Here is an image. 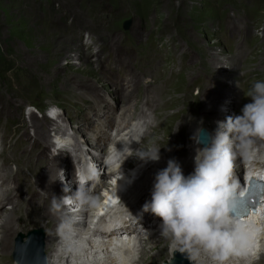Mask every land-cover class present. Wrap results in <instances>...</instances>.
<instances>
[{
    "label": "rangeland",
    "instance_id": "374dc122",
    "mask_svg": "<svg viewBox=\"0 0 264 264\" xmlns=\"http://www.w3.org/2000/svg\"><path fill=\"white\" fill-rule=\"evenodd\" d=\"M199 75L201 87L194 80ZM138 80L141 84L134 88L132 96L126 94ZM256 80H264V0H0V149L1 144L6 146L5 151H0V187L6 192L7 186L13 184L10 189H17L20 177L25 184L18 193L14 192L15 196L11 195L13 191H7L4 198L1 194L9 203L0 212V262L11 261L19 234L26 233L24 242L28 241L29 232L47 230L48 234L52 221L42 211L50 210L54 201L39 182L54 166L62 177V154L66 161L74 159L78 136L71 138L74 143H67L71 156L67 151L55 154L54 140L60 141V136L69 132L75 137L78 130L82 131L74 129V125L85 104L92 101L107 107L105 100H112V107L120 108L141 103L145 97L142 104L155 109L156 126L148 137H143L135 152L161 147L160 159L148 162L165 167L174 157L190 161L197 147L187 153L182 139L191 140V146H202L204 142L197 143V139L202 132L209 138L215 135L221 122L216 119L218 116L239 115L243 104L249 102L247 92ZM149 81L152 85L145 89V82ZM220 91L224 93L222 97L218 95ZM49 107L61 113L56 120L46 115ZM210 109L212 112L208 113ZM196 111L203 115L198 116ZM84 131L85 128L82 138L87 135ZM248 140L244 138L241 143ZM255 140L264 145V138ZM45 146L51 149L48 158L57 156L58 164L56 160L49 161ZM233 146L244 148L231 142ZM172 149L181 151V156L162 153ZM84 150L79 146L80 155ZM92 159L88 157V165H93ZM135 159L140 160L134 155L132 168L136 166ZM1 177L9 182L5 184ZM55 178L49 184L53 191V185L59 184ZM147 180L146 177L144 183ZM106 186L105 179L99 187L94 180L86 183L87 193L71 204L62 198V203L68 202V210L64 207L57 213L79 210L85 199H94ZM32 190L37 196L31 202L28 199L29 206H23ZM13 200L17 204H12ZM85 208V214L75 218L87 225L94 209L92 204ZM10 215L15 216L18 231L12 245L9 242L11 249L5 251L1 231ZM64 233L57 229L54 235ZM159 238L154 241L156 246ZM50 240L53 243L55 236ZM141 240L137 237L135 241L131 255L134 264L141 259V248L145 246ZM74 242L70 238L66 245L73 246ZM174 245L173 242L170 247ZM57 246L51 251L54 264L66 260L71 253V247L61 241ZM175 251L182 254L183 246L164 252L152 264L175 259ZM5 252L8 256L11 252L10 256L5 257ZM43 253L47 257L45 241ZM46 264H50L48 257Z\"/></svg>",
    "mask_w": 264,
    "mask_h": 264
},
{
    "label": "clouds",
    "instance_id": "9594fccd",
    "mask_svg": "<svg viewBox=\"0 0 264 264\" xmlns=\"http://www.w3.org/2000/svg\"><path fill=\"white\" fill-rule=\"evenodd\" d=\"M246 97L249 102L243 104L240 114L220 122L210 142L196 149L191 173L185 175L180 163L169 159L154 174L150 199L142 206L144 212L160 218L159 234L182 245L190 259L200 251L214 254L231 240L228 202L237 182L230 134L264 138V80L254 81ZM160 148L130 155L145 162L158 161ZM62 151L71 154L66 144H56L55 154Z\"/></svg>",
    "mask_w": 264,
    "mask_h": 264
},
{
    "label": "bare ground",
    "instance_id": "6f19581e",
    "mask_svg": "<svg viewBox=\"0 0 264 264\" xmlns=\"http://www.w3.org/2000/svg\"><path fill=\"white\" fill-rule=\"evenodd\" d=\"M90 39V38H89ZM83 44H85L84 42H83ZM88 45V44H87ZM256 50V49H255ZM47 52V51H46ZM51 57V56H50ZM212 59V58H211ZM214 59V58H213ZM212 59V60H213ZM218 60H219V58H218ZM217 60V61H218ZM237 61V60H236ZM240 61V60H239ZM214 62V61H213ZM58 65V64H57ZM126 65V64H125ZM127 66V65H126ZM132 67H134V66H132ZM136 67V66H135ZM224 67V66H223ZM130 68V67H129ZM56 69V68H55ZM47 70V69H46ZM130 70V69H129ZM140 70V69H139ZM122 72V71H121ZM139 72V71H138ZM146 72V71H145ZM47 73V72H46ZM52 73V72H51ZM216 74V73H215ZM49 75H50V73H49ZM126 75V74H125ZM125 75H124V78H125ZM120 77H122L123 78V76L120 74ZM196 77V76H195ZM222 77V76H221ZM113 78V77H112ZM127 78V77H126ZM145 78L147 79V77L145 76ZM110 79V78H109ZM111 80V79H110ZM121 80V79H120ZM148 80V79H147ZM195 80V83H196V85H199L200 87L202 86V75H199V76H197V78H195L194 79ZM210 80V79H209ZM220 80V79H219ZM206 82V81H205ZM211 82V81H210ZM218 83H220V85H222V80H220ZM141 84V82L138 80V81H135V83L133 84V86H132V89H131V91L128 89V91H130V92H128V93H126V94H128L129 95V93H130V95L129 96H132V93H133V90H134V88H136L138 85H140ZM193 84H194V81H193ZM143 85V84H142ZM148 85H152L151 84V81H149V82H145V89L147 88V86ZM205 85H206V83H205ZM149 87H151V86H149ZM205 87V86H204ZM148 89V88H147ZM123 90V89H122ZM155 91V90H154ZM125 94V95H126ZM155 94V93H154ZM223 92H221L220 91V94H218V95H220V97H222L223 96ZM218 95H216V96H218ZM149 97V96H148ZM152 97V96H151ZM131 98V97H130ZM145 98V97H144ZM143 98V100L141 101V103H138V101H137V103L135 104V107L138 105V104H142L143 102H144V99ZM152 99V98H151ZM154 99V98H153ZM210 100H214V97L213 98H211ZM212 103V102H211ZM128 104V103H127ZM143 105V104H142ZM112 107V106H111ZM148 107H151V106H148ZM154 107H155V105H154ZM116 108V106L115 107H112L111 109H115ZM131 109L130 108H127V107H120V111L123 113V114H125L127 111H130ZM153 112H155V109H154V111ZM208 113H211L212 112V110L210 109V110H208L207 111ZM156 113V112H155ZM196 113H197V115L199 116V115H203L202 113H199V112H197L196 111ZM204 115H206V116H208V114H204ZM198 116L197 117H195L196 119L198 118ZM140 117H142V116H140ZM229 118V116L228 115H221V116H218L216 119L217 120H220L221 122H224V121H226L227 119ZM207 122V121H206ZM130 123V120L128 119L126 122H125V125H128ZM195 124L196 125H198L199 123L198 122H195ZM201 125V124H200ZM137 127H138V125H137ZM74 129H80V125H78L77 124V127H75ZM130 132H131V134L133 133V129H131V130H129ZM128 131V132H129ZM156 131V130H155ZM78 132V134L77 135H75V137H73V134L74 133H71V134H69V135H62V136H60V142L61 143H74L73 141H71L72 139L71 138H76L77 136L79 137L80 136V134H81V132L78 130L77 131ZM155 133V132H154ZM43 134V133H42ZM149 134H151V133H147L144 137L146 138V137H148V135ZM40 135V134H39ZM231 136H230V142H233V143H239V145H241V146H244V148H242L241 150H238L239 149V146H237V147H235L234 148V146L232 147V152H233V155H234V159H233V169H235V170H238V169H240V168H242L243 167V163L245 162V160H243V156L244 155H246V156H248L249 154H251L252 152H253V150L255 149V146L257 145V143H258V141H256L255 140V137H245V136H243V135H237V134H235V133H231L230 134ZM151 136L152 135H150L149 136V138H151ZM191 136V135H190ZM1 137V136H0ZM95 138H99V137H95ZM148 138V139H149ZM155 138V137H154ZM211 136H210V138H209V136H200L199 137V141H203L204 143V145H206L207 143H209L210 142V140H211ZM244 138H247V139H249L247 142H246V144H244V143H241V141L242 140H244ZM42 139V138H41ZM184 139H186V138H184ZM1 140H2V142H3V138H0V142H1ZM151 140V139H150ZM149 140V141H150ZM171 140V139H170ZM156 141H158V140H156ZM2 145V147H1V149H0V151H5V148H6V146L5 145H3V144H1ZM78 145V146H77ZM233 145V144H232ZM236 145V144H235ZM79 146H83V147H85V149H87V150H90V149H93L94 147H93V145L90 143V141H89V139H87L86 140V138H82L81 136L79 137V141L78 142H76V144H75V150L77 151V149H78V147ZM8 147V146H7ZM46 147V150H45V152H46V156H47V154H49L50 153V150H49V146H45ZM193 147H196V146H194V145H192V148ZM43 148H44V146H43ZM157 148V147H156ZM183 148L184 149H186L184 146H183ZM198 148V147H197ZM234 148V149H233ZM155 149V148H154ZM154 149H152V150H154ZM237 151H236V150ZM248 149V150H247ZM187 150V149H186ZM188 151L189 150H187V153H188ZM173 152H175V153H177V155H179V157L181 156V151H175V150H173L172 149V151H168V152H165V151H163L162 153L163 154H165V156L166 155H168V156H172V154H173ZM186 152V151H185ZM189 152H191V151H189ZM194 154H196V150H193L192 151ZM77 154H78V152H76ZM63 155V158H64V161L66 160V158L64 157V154H62ZM91 155H95V154H91ZM43 156V155H42ZM70 156H71V154H70ZM35 157H36V155H35ZM48 157H50V156H47V158ZM62 158V157H61ZM60 158V159H61ZM178 158V157H177ZM192 158V157H191ZM40 159V158H39ZM49 159V158H48ZM172 159H175L176 161H178L179 163H180V165H181V167H182V170H183V172H184V174L185 175H187L188 174V172H190L192 169H193V164H194V162L193 161H188L187 159L188 158H178V159H176L175 157L174 158H172ZM35 160H37V159H35ZM34 160V161H35ZM53 160H56L57 161V164L59 163V160L57 159V156L56 157H54V158H51V159H49V161H53ZM190 160V159H189ZM42 162V161H41ZM140 162V161H139ZM11 162H9V164H10ZM51 163V162H50ZM148 163H150V162H148ZM40 164V163H39ZM36 165V164H35ZM38 165V164H37ZM41 165V164H40ZM157 165H159V167L160 168H163V166L162 165H160V164H157ZM44 166V165H43ZM46 166V165H45ZM10 167V166H9ZM129 167H131V166H129ZM7 169H9V168H7ZM46 171H47V167H45L44 168ZM148 169L149 170H146L147 172H149L150 174H151V176H153L154 177V174H155V171H150L151 169H152V166H149L148 167ZM11 170V169H10ZM138 170V168H136L135 170L132 168L130 171H129V173H126V174H122V173H120V174H118L117 175V177H115V179H114V181H112L113 182V188L111 189V191L110 192H107L106 193V200L104 201V202H102V204H100V198H101V196L100 195H98V196H96L94 199H85L83 202H82V206H81V208L79 209V210H77V211H65L64 213H62V214H58L57 212H58V209L59 210H64V207H65V210H68V206H67V203H62L61 202V199L62 198H68L67 200L69 201L70 199H71V202L69 203V204H71L72 202H75L76 201V199H77V197L78 196H83V195H74L73 196V194H71L70 196H68L67 197V195H65L63 192H62V189H61V186L64 184V182H63V180H62V178L60 177V176H58L57 174H58V171H59V169L58 168H56V166H54V168L51 170V171H49L47 174H46V176L44 177V178H42L41 180H40V184L42 185V187H44L43 189H45V191L47 192V197L50 199V200H52L53 199V201H54V205L52 206V208L49 210V209H44L42 212H45V214L46 215H48L49 216V220H51L52 221V225H53V228H51V230L49 229V231H48V234L46 235V239L44 240L45 241V251L47 252V257H48V262L50 263V264H54V262L53 261H55L54 260V258H52V254H51V251H55L56 250V246H57V243H58V241H61L62 242V245H64V246H66V247H71V250L70 251H72V252H74L75 253V255L76 256H78V258L79 259H82V258H85L84 256H83V254H85L86 255V258H88V257H90V255L88 254V252L85 250V248H84V244L86 243V244H89L90 245V247H92V249L95 251V250H97V249H100L99 248V245H98V242H94V240H92L93 242H90V240L89 239H87L88 238V236L90 235V228L88 229V227H86V225H84V223H82V221H80V220H78V219H76L75 217H76V215L77 216H81V215H84L85 214V212H86V208H85V206L87 205H91V204H93V203H96L97 202V204H96V206L95 207H93V214H92V216L90 217V219H89V221L90 220H92V217H95V216H98V214H100V213H102L105 209H107V210H109V209H112L113 208V204L118 200V198L119 197H122V193H119L121 190H123V188L127 185V183H128V181L132 178V176H134L135 175V173H136V171ZM12 171V170H11ZM10 171V172H11ZM66 172V171H65ZM187 172V173H186ZM65 174V173H64ZM67 174V173H66ZM16 175V174H15ZM7 176V175H6ZM54 176H56L57 178H55V180L57 181V182H59V184L57 183V184H52L54 187H55V191H53V187L52 186H50L49 184H50V182L53 180V178H54ZM2 177H5L4 175L2 176ZM1 177V178H2ZM16 177V176H15ZM60 179H59V178ZM98 177H101V178H103L104 177V174L103 173H99L98 174ZM3 179V178H2ZM7 179V178H6ZM16 180H18V179H16ZM62 180V181H61ZM3 181L5 182V183H7V182H9V180H5V179H3ZM153 182V181H152ZM38 183V184H39ZM37 185V184H36ZM58 185H59V187H58ZM11 186H13V184H11L10 185V187L7 189V191H9V192H12L11 193V195L13 196L14 195V192H16L17 190H19V188H21L22 186L24 187L25 186V184H24V182H23V179H22V177H20V181H19V185H17V186H19V187H17V189H15L16 187H14V188H12V189H10L11 188ZM151 187H152V183H151V185L149 186V191L151 190ZM36 188V187H35ZM6 190V189H5ZM34 190V189H33ZM32 190V193L31 192H28L27 193V200H23V206H29V204H28V199H29V202H31L32 201V199L35 197V196H37V193H35L34 191ZM6 191V193H8ZM3 192V191H2ZM17 193H18V191H17ZM39 194H40V192H38ZM72 193V192H71ZM86 193H87V190H86ZM19 194H20V192H19ZM4 195H6L7 196V194H3V198H4ZM15 196V195H14ZM22 196V194L21 195H19V197H21ZM33 196V197H32ZM44 196V195H43ZM18 197V198H19ZM2 198V195L0 194V212L5 208L4 207V204L6 203V202H8L7 200H4ZM39 198H40V196H39ZM44 198V197H43ZM144 198V197H143ZM13 199H15V198H13ZM42 199V198H41ZM150 199V196H148L147 197V199L146 200H149ZM10 200V199H9ZM13 203L12 204H14V203H16L17 204V202H14V200L12 201ZM9 203V202H8ZM11 203V202H10ZM11 204V205H12ZM15 206V205H14ZM36 207V206H35ZM4 211V210H3ZM63 212V211H62ZM2 213V212H1ZM0 213V215H2ZM12 213H15V212H12ZM11 213V214H12ZM149 213L150 212H144L143 210H134L133 211V215H135V217H137V218H139L140 219V222L141 223H144V220H146V218H147V216L149 215ZM16 215V214H15ZM1 217V216H0ZM135 217H131L130 219H129V221L128 222H134V218ZM155 218H157V216H155ZM14 219H15V216L14 215H10V216H8L7 217V219H5V221H4V223L2 224V238H1V241H2V243H3V248H4V250L6 251V250H9V249H11V245H12V239L14 238V235L17 233V231H18V227H17V222L15 223V226H14ZM102 219H104V217H102ZM252 220H255V221H258L257 220V217H253V218H251V219H249V221H252ZM47 222V221H46ZM45 222V223H46ZM27 223H29V222H27ZM103 223V222H102ZM118 224L119 225H126V223H125V221L124 220H121V218L120 219H118ZM58 225L60 226L59 228H58ZM62 225H64V226H66L67 228H65V227H63ZM56 227V228H55ZM254 227H259V226H257V224H255L254 225ZM57 229H62L65 233H64V235L63 236H55L54 235V233H52L51 231H54V230H57ZM79 230H82L83 232V234H85V235H87L86 237H82V235H81V231H79ZM123 230H128V228H123ZM156 234L155 235H153V236H151V237H146V238H143V240H141V241H143L144 243H145V246H143L141 249H142V256H141V259L139 260V261H137V264H152V262L154 261V259L156 258H158V259H160L161 257H162V255L164 254V252H169V251H171L172 249H174V248H176V246L178 245L179 246V244H176V246L174 245V247H170V246H172V244H173V242L171 241V239L170 238H164V237H161V238H159L158 236H160V234H159V229L157 228L156 229ZM45 233H47V230H45ZM23 234H26V233H23ZM55 236V240H54V242L53 243H51V238H53L54 236ZM129 236H131V235H129ZM73 239L74 238V243L72 244L73 246H75L74 248H73V246H71V245H66V242H69V239ZM78 238V239H77ZM156 238L158 239H160L159 240V244L156 246V244L157 243H155L154 241H156ZM97 240L99 241V239L97 238ZM11 241V245L9 244V242ZM56 241V242H55ZM80 241V242H79ZM102 241V243L104 242V240L102 239L101 240ZM110 243V242H109ZM78 245L80 246V248L78 249ZM106 245V244H105ZM110 245L112 246V243H110ZM142 245V244H141ZM180 246H182V245H180ZM58 247V246H57ZM112 247H115V246H112ZM121 248H123L122 246H120ZM120 247L117 249V250H119L120 249ZM171 248V249H170ZM57 250H58V248H57ZM67 252V251H66ZM7 252H5L3 255L5 256V257H9L10 256V254H11V252H10V254H9V256L6 254ZM130 253L131 254H133V252H127L126 253V255H130ZM140 253V252H139ZM110 254H112V255H102V254H100L99 253V255L98 256H95V255H97V254H95L94 255V257L96 258H99V260H100V262H101V264H120V262H119V260L115 257V255H114V253H113V251L112 252H110ZM199 254H203V253H200L199 252ZM190 252H189V256H188V258H189V260H188V262H191L192 260L194 261V263L196 262V260L197 259H201V257H199V258H194V259H190ZM68 257H69V255H67V257H66V260H61L62 261V264H68L69 262H68ZM91 258H92V256H91ZM123 260H125V257H123ZM11 264V261H9V260H5V261H2V262H0V264ZM95 264H99V263H97V262H94ZM164 263V262H163ZM230 263L231 264H237L236 263V260L235 259H230ZM243 263L244 264H251L249 261H243ZM164 264H171V263H169V258H168V260L164 263ZM196 264H209L208 262H198V263H196ZM252 264H264V254L260 257V259L257 261V262H255V263H252Z\"/></svg>",
    "mask_w": 264,
    "mask_h": 264
},
{
    "label": "water",
    "instance_id": "95a60500",
    "mask_svg": "<svg viewBox=\"0 0 264 264\" xmlns=\"http://www.w3.org/2000/svg\"><path fill=\"white\" fill-rule=\"evenodd\" d=\"M205 133L202 132V136ZM24 235H21L17 239L16 251L13 253L14 258L19 264H24V260L28 261V264H46L44 249V233L40 230H35L29 233L28 241L22 240ZM186 251L179 256L186 255Z\"/></svg>",
    "mask_w": 264,
    "mask_h": 264
},
{
    "label": "snow or ice",
    "instance_id": "6c2138e0",
    "mask_svg": "<svg viewBox=\"0 0 264 264\" xmlns=\"http://www.w3.org/2000/svg\"><path fill=\"white\" fill-rule=\"evenodd\" d=\"M223 248H224V254L227 255L228 251H230L231 248H232V242H231V240H229L228 242H226L224 244V247ZM221 258H223V257H221ZM24 264H28V261L27 260H24Z\"/></svg>",
    "mask_w": 264,
    "mask_h": 264
}]
</instances>
